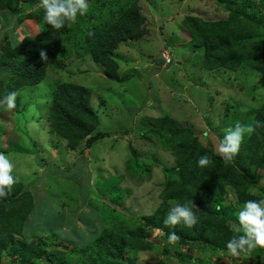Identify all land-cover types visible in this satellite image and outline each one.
Listing matches in <instances>:
<instances>
[{
  "label": "rangeland",
  "instance_id": "374dc122",
  "mask_svg": "<svg viewBox=\"0 0 264 264\" xmlns=\"http://www.w3.org/2000/svg\"><path fill=\"white\" fill-rule=\"evenodd\" d=\"M87 2L86 15L78 16L75 23L66 22L68 37L61 43L68 53L60 64L49 66L37 84L17 90L16 107L8 110L5 106L0 113V121L4 120L0 123V149L4 151L0 153L13 164L10 174L34 197L33 210L19 237L65 253L64 262L43 257L38 259L41 264H80L81 260L88 264L84 249H89V240L101 229L143 227L153 246L131 252L125 249L122 260L126 264H250L249 258L234 261L226 251L221 254V250L190 239L169 244L164 232L144 226L143 219L162 202L160 192L166 181L177 177L174 144L168 142L166 131L157 132L149 119L169 117L218 153L225 130L237 122L252 124L264 103V74L246 65L236 70L203 68L204 49L193 46L177 30L186 15L218 20L226 19L229 12L214 0ZM255 2L254 11L264 10V0ZM133 3L142 18L141 32L120 40L111 51L117 77L122 78L118 81L105 75L104 66L90 52L79 54L75 44L78 33L90 34ZM12 18V11L7 10L0 27L9 24L7 40L13 44L41 28L42 23L31 17L10 23ZM259 27L256 36L264 38V18ZM167 52L170 64L164 60ZM59 82L90 89V103L99 119L96 129L109 131L110 136L89 146L84 139L71 148L64 137L51 130L47 110ZM259 172L260 181L250 189L254 193L264 188V168ZM224 191L226 206L231 207L229 216L237 217L244 203L236 201L231 186H225ZM169 204L172 208L180 202L173 199ZM229 219L231 224L238 222ZM89 252L98 256L95 250ZM13 257L0 253V264H9Z\"/></svg>",
  "mask_w": 264,
  "mask_h": 264
},
{
  "label": "trees",
  "instance_id": "16d2710c",
  "mask_svg": "<svg viewBox=\"0 0 264 264\" xmlns=\"http://www.w3.org/2000/svg\"><path fill=\"white\" fill-rule=\"evenodd\" d=\"M214 1L229 12L226 19L204 20L186 15L178 25V32L183 38H189L193 46L204 49L202 67L209 71L219 68L236 70L246 65L264 74V38L256 36L260 33L264 10L254 11L255 0ZM38 3L39 0H0V24L7 10L12 11L10 23L15 19L14 23H19L27 17L42 23L38 33L25 35L20 41H14V44L7 40L6 26L9 24L0 27V101L11 92L40 82L46 76L47 68L59 65V60L68 53L61 43L68 37L66 23L58 31L52 29L43 21V10L35 7ZM135 8V4H131L113 21H103L102 25L90 30V34L78 33L75 44L79 54L86 50L90 52L93 59L104 66L105 75L118 81L122 78L117 77V64L111 51L120 40L141 32L139 24L142 18ZM81 22V19L77 21L78 24ZM41 50L47 54L46 61L40 59ZM52 96L47 119L51 130L64 137L69 147H76L84 139L89 146L95 140L111 135L109 131L96 129L99 119L90 103L91 91L88 87L59 82ZM4 110L5 106H0V113ZM149 120L156 125L157 132L166 131L168 142L174 144L177 156L174 172L177 177L166 181L160 192L162 202L153 214L143 217L144 226L163 229L167 242V234L175 232L179 237L175 244L190 239L212 250H221V254L227 252L225 245L233 236L229 218L237 220V217L229 216L231 207L226 206L225 186L234 189L238 203L264 199V188L259 187L256 193L250 190L261 179L259 169L264 168V126L256 128L254 133L247 136L240 144L238 154L225 164L218 153L200 144L197 137L191 135L189 128L178 126L169 117ZM256 121L264 125V103L256 111L252 124ZM204 155L210 158L211 163L203 168L198 167L197 161ZM12 177L15 183L11 192L6 197H0V253L14 255L9 264H41L38 259L43 257L50 261L64 262L65 253L19 237L33 210L34 197L20 179ZM173 199L179 201L180 205L192 208L198 218L195 226L187 228L179 224L174 228H164L162 221ZM146 233L143 227L132 230L119 228L115 231L101 229L95 239L89 240V249H84L88 252V264H126L122 260L125 249L146 250L153 246L146 239ZM91 250L97 251L98 256L94 257L89 252ZM262 252L264 248L258 247L250 257L259 260ZM227 255L231 257L228 252ZM240 258L233 257L234 261H240ZM200 263L208 264L205 261ZM80 264H87V261L81 260Z\"/></svg>",
  "mask_w": 264,
  "mask_h": 264
},
{
  "label": "clouds",
  "instance_id": "9594fccd",
  "mask_svg": "<svg viewBox=\"0 0 264 264\" xmlns=\"http://www.w3.org/2000/svg\"><path fill=\"white\" fill-rule=\"evenodd\" d=\"M35 7L43 10L44 23L57 31L65 26L66 21L75 23L77 17L86 15L89 9L87 0H39ZM40 59L42 61L48 59L46 52L43 50L40 51ZM164 60L166 62L165 58ZM170 62L171 58L166 63L170 64ZM16 98L17 93L11 92L3 101H0V106H6L8 110H11L16 107ZM261 126L264 125L260 121L247 125H241L237 122L235 126L225 130L217 150L225 164L231 162L238 154L240 144L245 136H250L256 128ZM210 163V158L204 155L198 159L197 166L203 168ZM12 169L13 164L9 158L0 153V197H6L12 190L15 183L10 174ZM5 189L8 191L6 192ZM237 221V223L231 225L233 236L225 247L231 257L240 258L243 254V257L247 259L256 248H264V199L246 201L237 214ZM197 222L198 218L192 208L179 204L170 208L162 221L164 228H174L179 224L192 228ZM158 231L163 234V229ZM167 235L169 244H174L179 240L175 232H169Z\"/></svg>",
  "mask_w": 264,
  "mask_h": 264
},
{
  "label": "crops",
  "instance_id": "0c3cea01",
  "mask_svg": "<svg viewBox=\"0 0 264 264\" xmlns=\"http://www.w3.org/2000/svg\"><path fill=\"white\" fill-rule=\"evenodd\" d=\"M249 260H251V261H249L250 264L251 263H253V264H264V252H262L261 258L259 260H258V258H255V257H249Z\"/></svg>",
  "mask_w": 264,
  "mask_h": 264
},
{
  "label": "built area",
  "instance_id": "2783aa9c",
  "mask_svg": "<svg viewBox=\"0 0 264 264\" xmlns=\"http://www.w3.org/2000/svg\"><path fill=\"white\" fill-rule=\"evenodd\" d=\"M164 56V55H163ZM165 57V59H166V62H169L170 61V58H169V56H168V53H166V55L164 56Z\"/></svg>",
  "mask_w": 264,
  "mask_h": 264
}]
</instances>
